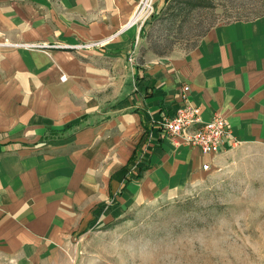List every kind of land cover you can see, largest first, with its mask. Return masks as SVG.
I'll use <instances>...</instances> for the list:
<instances>
[{
    "label": "crops",
    "instance_id": "0c3cea01",
    "mask_svg": "<svg viewBox=\"0 0 264 264\" xmlns=\"http://www.w3.org/2000/svg\"><path fill=\"white\" fill-rule=\"evenodd\" d=\"M138 2L0 0L1 43L51 45L0 43V264H74L75 236L173 194L238 144L264 145V14L141 55V27L127 25ZM183 84L201 121L229 125L217 153L156 125Z\"/></svg>",
    "mask_w": 264,
    "mask_h": 264
},
{
    "label": "rangeland",
    "instance_id": "374dc122",
    "mask_svg": "<svg viewBox=\"0 0 264 264\" xmlns=\"http://www.w3.org/2000/svg\"><path fill=\"white\" fill-rule=\"evenodd\" d=\"M139 54L187 51L211 27L264 13V0H153ZM171 195L67 244L74 264H264V145L238 144Z\"/></svg>",
    "mask_w": 264,
    "mask_h": 264
},
{
    "label": "built area",
    "instance_id": "2783aa9c",
    "mask_svg": "<svg viewBox=\"0 0 264 264\" xmlns=\"http://www.w3.org/2000/svg\"><path fill=\"white\" fill-rule=\"evenodd\" d=\"M152 2L153 0H139L127 25L138 22L143 24L153 12ZM1 44L28 49H45L51 46L45 42H3ZM80 46L87 47L88 44H80ZM188 91V84H183L179 95L181 103L173 109L172 114L163 116L156 125L162 134L169 138H181L186 143L197 145L203 153H217L221 149L224 138L230 135L229 125L220 114H215L208 121H201L200 109L189 101ZM202 169L209 170V164L203 163Z\"/></svg>",
    "mask_w": 264,
    "mask_h": 264
},
{
    "label": "trees",
    "instance_id": "16d2710c",
    "mask_svg": "<svg viewBox=\"0 0 264 264\" xmlns=\"http://www.w3.org/2000/svg\"><path fill=\"white\" fill-rule=\"evenodd\" d=\"M262 14H264V13H261V14H259V15H257V16H260V15H262ZM257 16H255V17H257ZM255 17H253V18H255ZM250 19H252V18H250ZM235 20H238V19H235ZM144 34V28L142 27L141 28V32H140V36H142Z\"/></svg>",
    "mask_w": 264,
    "mask_h": 264
},
{
    "label": "bare ground",
    "instance_id": "6f19581e",
    "mask_svg": "<svg viewBox=\"0 0 264 264\" xmlns=\"http://www.w3.org/2000/svg\"><path fill=\"white\" fill-rule=\"evenodd\" d=\"M132 21H133V20H132ZM134 21H135V20H134ZM134 21H133V22H134ZM131 23H132V22H131ZM133 25H134V24H133Z\"/></svg>",
    "mask_w": 264,
    "mask_h": 264
}]
</instances>
